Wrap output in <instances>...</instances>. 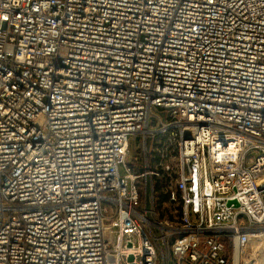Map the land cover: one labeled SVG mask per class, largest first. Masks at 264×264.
<instances>
[{
  "label": "built area",
  "instance_id": "obj_1",
  "mask_svg": "<svg viewBox=\"0 0 264 264\" xmlns=\"http://www.w3.org/2000/svg\"><path fill=\"white\" fill-rule=\"evenodd\" d=\"M261 232L264 0H0V264H249Z\"/></svg>",
  "mask_w": 264,
  "mask_h": 264
},
{
  "label": "rangeland",
  "instance_id": "obj_2",
  "mask_svg": "<svg viewBox=\"0 0 264 264\" xmlns=\"http://www.w3.org/2000/svg\"><path fill=\"white\" fill-rule=\"evenodd\" d=\"M141 141H142V138L139 137L135 139L133 143H131L130 149L128 150L127 156L125 158V162L130 163L138 155L137 154L138 150L135 149V147L139 146ZM145 141L147 142V139H145ZM137 163H139V161H137ZM118 172H119V176L123 175V171L121 168H119ZM259 237L260 238H257L256 240H254L253 242L254 244L252 245V247L251 246L249 247V250L247 252L248 257L250 258L249 264H257V263L264 264V232H261Z\"/></svg>",
  "mask_w": 264,
  "mask_h": 264
},
{
  "label": "bare ground",
  "instance_id": "obj_3",
  "mask_svg": "<svg viewBox=\"0 0 264 264\" xmlns=\"http://www.w3.org/2000/svg\"><path fill=\"white\" fill-rule=\"evenodd\" d=\"M260 234H261V233H260ZM260 234H259V235H260ZM257 238H260V237L258 236ZM257 264H258V263H257Z\"/></svg>",
  "mask_w": 264,
  "mask_h": 264
}]
</instances>
